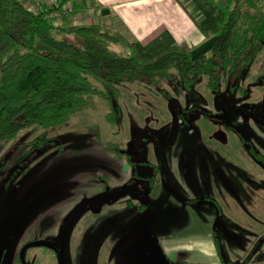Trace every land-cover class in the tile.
Here are the masks:
<instances>
[{
  "label": "rangeland",
  "instance_id": "rangeland-1",
  "mask_svg": "<svg viewBox=\"0 0 264 264\" xmlns=\"http://www.w3.org/2000/svg\"><path fill=\"white\" fill-rule=\"evenodd\" d=\"M113 48L126 53L122 46ZM263 73L264 51L217 90L207 86L204 74L185 83L171 69L151 82L122 83L121 116L115 124L106 118L108 102L89 96V108L68 123L27 130L1 145L0 264H21V246L39 239L56 249L29 248L28 264H156L141 242L150 215L140 204L150 206L155 182L178 188L173 182L178 186L182 163L190 159H203L200 167L215 180L224 167L252 177L249 190L254 186L259 214L254 229L261 233L256 264H264V82H257ZM40 138L54 142L46 149L36 147L33 157L26 151ZM108 143L120 148L122 157L107 150ZM250 147L258 155L251 156ZM251 159L253 166L247 163ZM215 166L219 170L214 173ZM185 170L197 196L219 202L215 192L224 189L217 191L209 174L200 178Z\"/></svg>",
  "mask_w": 264,
  "mask_h": 264
},
{
  "label": "trees",
  "instance_id": "trees-1",
  "mask_svg": "<svg viewBox=\"0 0 264 264\" xmlns=\"http://www.w3.org/2000/svg\"><path fill=\"white\" fill-rule=\"evenodd\" d=\"M32 1L0 0V146L24 131L68 123L74 114L89 108V96L108 102L106 118L115 124L121 116L122 83L151 82L171 69L185 83L204 74L207 86L217 90L264 51V0H224L218 37L210 52L197 59L186 43L142 57L123 35L98 24L64 26L65 15L56 24L51 16L54 10L73 0H59L55 9L46 4L39 12L31 10ZM113 45L122 46L126 53ZM257 82H264V73ZM51 142L50 138L34 140L26 152L35 157L36 147L46 149ZM105 148L120 157L124 153L111 143ZM248 153L258 155L252 147ZM215 242L219 249L217 238Z\"/></svg>",
  "mask_w": 264,
  "mask_h": 264
},
{
  "label": "crops",
  "instance_id": "crops-1",
  "mask_svg": "<svg viewBox=\"0 0 264 264\" xmlns=\"http://www.w3.org/2000/svg\"><path fill=\"white\" fill-rule=\"evenodd\" d=\"M73 4L74 11L63 18L64 26L98 24L123 35L140 56L147 58L179 43L191 48L193 59L208 54L223 19L222 5L213 0H73ZM237 160L235 163L240 165L242 162ZM201 162L203 159L182 163L178 186L173 182L178 187L175 190L161 180L155 182L156 188L149 193L150 206L141 208L143 203L140 204V210L150 215L147 233L156 237L172 264H256L261 233L254 229H258L259 214L252 199L254 186L249 190L248 180L252 177L226 167L225 173L218 172L215 166L214 173L220 176L215 180L210 170L200 167ZM247 163L253 166L256 162L251 159ZM185 169L197 172L200 178L209 174L206 178L216 185V190L224 189L215 192L219 202L197 196ZM132 204L129 201L128 207Z\"/></svg>",
  "mask_w": 264,
  "mask_h": 264
},
{
  "label": "water",
  "instance_id": "water-1",
  "mask_svg": "<svg viewBox=\"0 0 264 264\" xmlns=\"http://www.w3.org/2000/svg\"><path fill=\"white\" fill-rule=\"evenodd\" d=\"M144 236L141 239V242H143V241L146 240L149 243H151V248L153 249V252H154V261L157 264H172L167 259V257L162 253L156 237L152 233H150V232L146 233ZM35 246H45V247H48V248L55 249V247L49 241L40 240V239L39 240L31 241V242L27 243L26 245H24V247L20 251V260H21V263L22 264H27L26 259H25V253H26V251L29 248L35 247Z\"/></svg>",
  "mask_w": 264,
  "mask_h": 264
},
{
  "label": "built area",
  "instance_id": "built-area-1",
  "mask_svg": "<svg viewBox=\"0 0 264 264\" xmlns=\"http://www.w3.org/2000/svg\"><path fill=\"white\" fill-rule=\"evenodd\" d=\"M58 1L59 0H33L30 5V8L35 12H39L43 6L49 4L51 8L55 9L58 8L59 5ZM213 1L221 4L224 0H213ZM73 8H74V4L73 2L70 1L65 4L62 10H54L51 16L53 19L56 20V24H59L64 15H68L73 12Z\"/></svg>",
  "mask_w": 264,
  "mask_h": 264
},
{
  "label": "flooded vegetation",
  "instance_id": "flooded-vegetation-1",
  "mask_svg": "<svg viewBox=\"0 0 264 264\" xmlns=\"http://www.w3.org/2000/svg\"><path fill=\"white\" fill-rule=\"evenodd\" d=\"M145 237V236H144ZM147 237V236H146ZM143 238V237H142ZM32 241H34V240H32ZM29 242H31V241H29ZM28 242V243H29ZM27 243H25V244H23L22 246H21V248H20V251L22 250V248L24 247V245H26ZM150 244V245H149ZM53 245V244H52ZM142 245H145V246H147L148 247V250H146V251H148L147 253H149V254H151V257H152V259H153V261H154V252H153V249L151 248V243H149L148 241H143L142 242ZM54 246V245H53ZM55 247V246H54ZM55 249H56V247H55ZM17 257H19V259H20V252L18 253V256ZM155 262V261H154ZM20 263H21V260H20ZM156 263V262H155ZM22 264V263H21ZM28 264V263H27ZM157 264V263H156Z\"/></svg>",
  "mask_w": 264,
  "mask_h": 264
}]
</instances>
